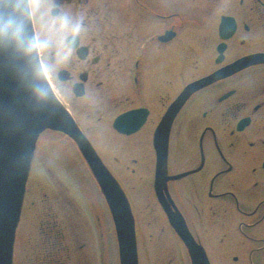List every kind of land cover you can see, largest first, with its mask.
Returning <instances> with one entry per match:
<instances>
[{"label": "flooded vegetation", "instance_id": "obj_1", "mask_svg": "<svg viewBox=\"0 0 264 264\" xmlns=\"http://www.w3.org/2000/svg\"><path fill=\"white\" fill-rule=\"evenodd\" d=\"M54 2L85 30L67 37L66 63L50 54L49 79L128 198L141 264H191L173 221L211 262L264 264V0ZM81 155L65 134L41 136L17 264L109 263L108 205Z\"/></svg>", "mask_w": 264, "mask_h": 264}, {"label": "water", "instance_id": "obj_2", "mask_svg": "<svg viewBox=\"0 0 264 264\" xmlns=\"http://www.w3.org/2000/svg\"><path fill=\"white\" fill-rule=\"evenodd\" d=\"M207 81H201L191 89L206 85ZM191 89L185 94L184 101ZM45 129L65 132L78 142L108 199L117 231L120 262L138 264L134 219L125 194L118 183L98 167L99 160L56 95L50 94L46 102L37 101L15 75L7 52L0 57V264H13L15 231L25 184L37 139ZM175 229L186 243L193 264H210L204 249L188 229L179 225H175Z\"/></svg>", "mask_w": 264, "mask_h": 264}, {"label": "clouds", "instance_id": "obj_3", "mask_svg": "<svg viewBox=\"0 0 264 264\" xmlns=\"http://www.w3.org/2000/svg\"><path fill=\"white\" fill-rule=\"evenodd\" d=\"M56 7L54 0H0V57L9 54L15 75L39 102L54 94L48 78L56 64L49 62L50 54L57 49L59 62L66 63L71 53L67 37L85 30L82 16L63 10L53 14ZM34 21L39 23V32L33 28Z\"/></svg>", "mask_w": 264, "mask_h": 264}, {"label": "rangeland", "instance_id": "obj_4", "mask_svg": "<svg viewBox=\"0 0 264 264\" xmlns=\"http://www.w3.org/2000/svg\"><path fill=\"white\" fill-rule=\"evenodd\" d=\"M38 2H41V3H44V2H46V0H38ZM35 24H36V30H37V32H39L40 31V27H39V23L38 22H36L35 21ZM50 58H51V56H49V60H50ZM57 60H59L58 58H57ZM37 171H39V168L37 169ZM111 222V218H110V214L108 215V225H107V229H108V236H109V246H110V250H109V264H116V251H115V246H113L114 245V242H113V239L111 238V229H110V225H111V227H112V222ZM145 233H149V232H146V230H145ZM111 234V235H110ZM113 236V235H112ZM17 241H18V243H17V245L19 244V240L17 239ZM16 241V242H17ZM145 243L147 244V247H149L150 245V242H149V240H148V238H147V240H145ZM18 249H19V245H18ZM142 261H144V259H143V257L141 258V262ZM212 263L213 264H247V260H241V261H234V260H229V261H227V260H222V259H220V258H218V257H215V258H213L212 259Z\"/></svg>", "mask_w": 264, "mask_h": 264}]
</instances>
